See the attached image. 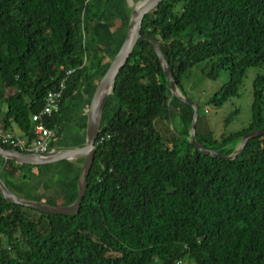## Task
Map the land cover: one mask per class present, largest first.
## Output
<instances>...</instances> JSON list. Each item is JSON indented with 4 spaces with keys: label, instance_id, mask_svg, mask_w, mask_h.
Returning <instances> with one entry per match:
<instances>
[{
    "label": "trees",
    "instance_id": "trees-1",
    "mask_svg": "<svg viewBox=\"0 0 264 264\" xmlns=\"http://www.w3.org/2000/svg\"><path fill=\"white\" fill-rule=\"evenodd\" d=\"M131 11L125 0H0L3 129L14 125L29 142L30 116L63 82L58 111L44 120L49 149L82 147L91 96ZM140 35L156 41L189 102L182 79L195 65L211 81L226 71L227 82L205 102L219 107L237 96L247 69H264V0H161L142 17ZM251 87L250 119L237 132L201 134L196 108L198 145L229 156L243 135L264 129V70ZM172 117L180 131L161 137L155 122ZM191 120L151 44L136 41L105 99L77 212H39L0 192V264H264V134L226 161L189 144ZM82 163L0 157V181L23 202L68 207Z\"/></svg>",
    "mask_w": 264,
    "mask_h": 264
},
{
    "label": "water",
    "instance_id": "water-1",
    "mask_svg": "<svg viewBox=\"0 0 264 264\" xmlns=\"http://www.w3.org/2000/svg\"><path fill=\"white\" fill-rule=\"evenodd\" d=\"M161 0H142L138 2L134 9H132L128 24H127V33L124 38L122 45L120 46L118 52L110 62L107 70L103 74V76L98 81L93 94L91 96L88 110L86 114L85 120V129H84V144L80 148L67 149L62 151H57L53 153L46 154L44 157H38L32 154L21 153L14 150H4L0 146V157L3 159L12 160L18 164L24 165H44L55 163L59 161H71L76 158L82 157V180L80 186L78 188L77 197L75 203L68 207H53L48 206L46 204L41 203H29L23 202L16 198L12 193H10L3 183L0 181V192L4 198L13 204L21 205L23 207H27L39 212L45 213H54L60 215H71L75 214L79 208L81 197L85 190V180L88 174L89 168L91 166L93 160V153L95 150L94 141L98 134L99 124L101 119V112L105 102L106 97L111 93V86L115 77L117 75L118 70L124 65L126 62L131 50L138 40H146L149 42L154 50V53L157 57V60L160 62L163 74L168 84V88L170 91V95L177 98L179 101H182L185 104H188L192 108V120L190 124V131L188 136L189 144L196 149L201 154L210 155L214 158L224 159L226 161L233 160L236 156H238L245 145L246 141L250 138L257 137L261 134H264V129L256 130L249 132L248 134L243 135L240 138L239 144L235 149V152L229 156H223L222 154L213 152L211 150H207L200 145H198L194 140V132H195V122L197 116L196 106L189 102L188 100L181 97L178 90L175 88L170 70L165 63L159 47L156 41L153 38L148 36L140 35V23L142 17L152 10Z\"/></svg>",
    "mask_w": 264,
    "mask_h": 264
},
{
    "label": "rangeland",
    "instance_id": "rangeland-1",
    "mask_svg": "<svg viewBox=\"0 0 264 264\" xmlns=\"http://www.w3.org/2000/svg\"><path fill=\"white\" fill-rule=\"evenodd\" d=\"M125 1L127 7L132 10L142 0H138L135 3L132 0ZM202 67L203 64L195 65L188 76L182 79L187 97L198 110V132L201 134L209 132L214 138L237 132L249 122L252 81L257 74L263 73L264 69H247L238 87L237 96L230 97L221 106L215 107L212 104H205V102L227 82L228 74L226 71L221 70L217 73L216 79L211 81L202 75ZM235 111L237 113L233 115ZM229 117L231 119L226 123L225 120ZM154 127L161 137L167 138L172 132L176 134L180 131V126L173 117L168 121H156ZM77 159H81V157L73 161Z\"/></svg>",
    "mask_w": 264,
    "mask_h": 264
},
{
    "label": "built area",
    "instance_id": "built-area-1",
    "mask_svg": "<svg viewBox=\"0 0 264 264\" xmlns=\"http://www.w3.org/2000/svg\"><path fill=\"white\" fill-rule=\"evenodd\" d=\"M69 73L66 72V75ZM63 87V82H61L56 90L47 92L43 98L41 109L38 113L30 116L32 139L29 142L3 129L1 124L2 110L0 108V143L16 149L15 151L38 157H44L46 154L53 153L54 151L49 149L52 132L45 126L44 120L50 115L57 113Z\"/></svg>",
    "mask_w": 264,
    "mask_h": 264
},
{
    "label": "crops",
    "instance_id": "crops-1",
    "mask_svg": "<svg viewBox=\"0 0 264 264\" xmlns=\"http://www.w3.org/2000/svg\"><path fill=\"white\" fill-rule=\"evenodd\" d=\"M2 111H4V107L2 108ZM11 134H13L14 136L22 139V140H25V138L23 137L22 133L14 126L12 125L11 126V129L9 131Z\"/></svg>",
    "mask_w": 264,
    "mask_h": 264
},
{
    "label": "bare ground",
    "instance_id": "bare-ground-1",
    "mask_svg": "<svg viewBox=\"0 0 264 264\" xmlns=\"http://www.w3.org/2000/svg\"><path fill=\"white\" fill-rule=\"evenodd\" d=\"M133 8V7H132Z\"/></svg>",
    "mask_w": 264,
    "mask_h": 264
}]
</instances>
